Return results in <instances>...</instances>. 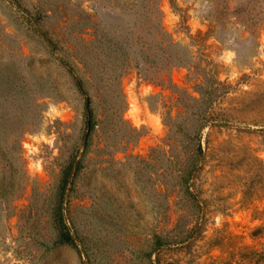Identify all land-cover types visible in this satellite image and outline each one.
Returning <instances> with one entry per match:
<instances>
[{
    "label": "rangeland",
    "instance_id": "obj_1",
    "mask_svg": "<svg viewBox=\"0 0 264 264\" xmlns=\"http://www.w3.org/2000/svg\"><path fill=\"white\" fill-rule=\"evenodd\" d=\"M0 264H264V0H0Z\"/></svg>",
    "mask_w": 264,
    "mask_h": 264
},
{
    "label": "trees",
    "instance_id": "obj_2",
    "mask_svg": "<svg viewBox=\"0 0 264 264\" xmlns=\"http://www.w3.org/2000/svg\"><path fill=\"white\" fill-rule=\"evenodd\" d=\"M47 41L52 47H56V43L51 38L47 37ZM67 66L71 74L74 76L78 89L81 91V93L85 95L86 117H87V121L89 122L90 118L92 117L90 96L87 93V90L85 88L82 79L76 74L74 67L69 65L68 63ZM79 168H80V162L75 158L72 161V163L69 165L68 169L66 170L63 176L60 187V195L62 197L54 212V220L60 232L59 242L71 244L75 247H78L79 243L76 236L72 233V229L69 227V225L66 222L65 216L63 214L62 206H63V197H64L63 190L65 189V186L70 180V178L75 175V173L78 171Z\"/></svg>",
    "mask_w": 264,
    "mask_h": 264
}]
</instances>
